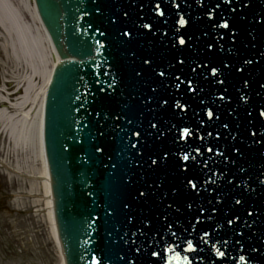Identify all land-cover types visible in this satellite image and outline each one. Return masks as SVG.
Returning a JSON list of instances; mask_svg holds the SVG:
<instances>
[{"label": "water", "instance_id": "water-1", "mask_svg": "<svg viewBox=\"0 0 264 264\" xmlns=\"http://www.w3.org/2000/svg\"><path fill=\"white\" fill-rule=\"evenodd\" d=\"M35 4L65 263L264 264V0Z\"/></svg>", "mask_w": 264, "mask_h": 264}, {"label": "rangeland", "instance_id": "rangeland-1", "mask_svg": "<svg viewBox=\"0 0 264 264\" xmlns=\"http://www.w3.org/2000/svg\"><path fill=\"white\" fill-rule=\"evenodd\" d=\"M0 1L10 15L13 31L17 26L38 35V31L32 29H37V22L31 15V0ZM10 37L7 32L0 31V88H8V82L21 84L26 81L27 85V81L33 79L31 94L39 97L43 69L22 54L15 57L10 49L9 55L6 54L2 45L9 43ZM32 54L36 56L35 49ZM33 59L37 62L36 57ZM47 68H51L50 63ZM4 126L6 135H0V264H62L51 231L46 206L48 197L39 177L41 160L36 153L34 137L29 136L34 127L32 120L29 123L18 115Z\"/></svg>", "mask_w": 264, "mask_h": 264}, {"label": "bare ground", "instance_id": "bare-ground-1", "mask_svg": "<svg viewBox=\"0 0 264 264\" xmlns=\"http://www.w3.org/2000/svg\"><path fill=\"white\" fill-rule=\"evenodd\" d=\"M32 1V0H31ZM33 3V2H32ZM33 19L37 22L38 35L33 34V30H26L25 28H19L16 26L13 31L14 26H12V21H10V15L7 14V10L3 1H0V31L4 34L7 32L9 43L3 44L2 49L5 53L9 55L11 52L15 57H19L20 54L25 59H30V61L37 64V67L41 68V76L43 77V85L41 88V94L39 97L31 94L33 87V79L27 81H21V84L8 82V88H0V135H6L5 124L13 121L16 116L20 115L23 119H26L29 123L32 120L33 128H31L30 137H34L35 147L37 156L40 157L42 170L40 172V178H42V183L45 188V194L48 197L46 200V206L48 208V215L51 221V231L56 240L57 233L53 221V210H52V198L49 188V176L47 173V168L45 164L44 152H43V140H42V118H43V104H44V94L47 85V81L50 76L51 68L53 64L59 61V57L55 49L53 48L49 36L41 24L40 19L36 13L35 6L32 4ZM16 34V35H15ZM10 49V52H9ZM36 52V56H33V52ZM48 56V60L47 57ZM36 57L37 62L33 59ZM33 63V64H34ZM50 63L51 68H47V64ZM35 67V66H34ZM25 134H29L25 132ZM32 135V136H31ZM11 141L9 142V144ZM58 244V242H57Z\"/></svg>", "mask_w": 264, "mask_h": 264}, {"label": "snow or ice", "instance_id": "snow-or-ice-1", "mask_svg": "<svg viewBox=\"0 0 264 264\" xmlns=\"http://www.w3.org/2000/svg\"><path fill=\"white\" fill-rule=\"evenodd\" d=\"M179 22H180L181 24H184V23H185V21H184L183 19H181ZM225 26H226V25H225ZM125 35H128V33H125ZM180 43L183 44V43H184V40L181 39V40H180ZM213 71H215V70H213ZM261 114L264 115V113H261ZM153 126H154V125H153ZM136 135H139V133H136ZM95 151H96L97 153H99V152H102L103 149L100 148V147H97V148L95 149ZM185 159H187V157H185ZM141 195H143V193H141ZM237 203H239V201H237ZM229 223H231V221H229ZM189 248L191 249V244H189ZM153 255H156V253H153ZM241 259H243V257H241Z\"/></svg>", "mask_w": 264, "mask_h": 264}]
</instances>
